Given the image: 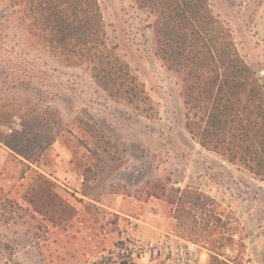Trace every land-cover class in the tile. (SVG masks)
<instances>
[{"label":"rangeland","instance_id":"obj_1","mask_svg":"<svg viewBox=\"0 0 264 264\" xmlns=\"http://www.w3.org/2000/svg\"><path fill=\"white\" fill-rule=\"evenodd\" d=\"M98 1L109 45L159 114L116 102L88 65L33 46L20 13L0 0V264H118L105 254L170 235L198 245L202 264H264V180L187 132L182 76L156 55L150 9ZM208 1L264 93V0ZM17 132L30 160L5 145ZM156 183L213 200L176 212L152 195Z\"/></svg>","mask_w":264,"mask_h":264},{"label":"trees","instance_id":"obj_2","mask_svg":"<svg viewBox=\"0 0 264 264\" xmlns=\"http://www.w3.org/2000/svg\"><path fill=\"white\" fill-rule=\"evenodd\" d=\"M8 2L20 13L33 46L69 66L88 65L96 84L113 100L149 119L158 116L145 84L109 45L98 0ZM136 2L155 16L156 55L168 70L182 76L187 132L204 149L230 164L242 162L264 180V93L256 72L239 55L230 29L208 0ZM23 135H11L5 145L30 160L17 147ZM151 188L153 196L165 199L176 212L186 200H213L191 189L168 191L162 183Z\"/></svg>","mask_w":264,"mask_h":264},{"label":"built area","instance_id":"obj_3","mask_svg":"<svg viewBox=\"0 0 264 264\" xmlns=\"http://www.w3.org/2000/svg\"><path fill=\"white\" fill-rule=\"evenodd\" d=\"M8 132L12 133V129ZM118 257H112L113 252L105 254V262L117 260L118 264H131L139 260L143 255L153 257L158 264H202L200 247L186 239L170 235L156 243H146L130 247H117Z\"/></svg>","mask_w":264,"mask_h":264}]
</instances>
